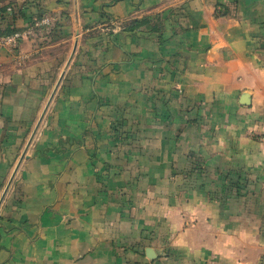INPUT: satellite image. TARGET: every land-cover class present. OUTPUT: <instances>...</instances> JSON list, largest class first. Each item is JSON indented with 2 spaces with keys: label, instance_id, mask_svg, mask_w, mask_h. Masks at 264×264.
<instances>
[{
  "label": "crops",
  "instance_id": "1",
  "mask_svg": "<svg viewBox=\"0 0 264 264\" xmlns=\"http://www.w3.org/2000/svg\"><path fill=\"white\" fill-rule=\"evenodd\" d=\"M9 33L0 264L262 263L264 0H0Z\"/></svg>",
  "mask_w": 264,
  "mask_h": 264
},
{
  "label": "built area",
  "instance_id": "2",
  "mask_svg": "<svg viewBox=\"0 0 264 264\" xmlns=\"http://www.w3.org/2000/svg\"><path fill=\"white\" fill-rule=\"evenodd\" d=\"M8 12H12V8L7 9ZM52 20L48 17L42 19H36L33 26L35 28L49 27ZM29 33H15L9 36H0V52L7 50L9 52H15L18 50L21 39L27 36ZM22 57V56H21Z\"/></svg>",
  "mask_w": 264,
  "mask_h": 264
},
{
  "label": "trees",
  "instance_id": "3",
  "mask_svg": "<svg viewBox=\"0 0 264 264\" xmlns=\"http://www.w3.org/2000/svg\"><path fill=\"white\" fill-rule=\"evenodd\" d=\"M149 22L147 21V19H143L141 21H134L130 27H129V31L133 32L139 28H143L145 26H148ZM9 35H12V33H9L8 35H5V36H9ZM3 36V35H2ZM261 264H264V260L262 261Z\"/></svg>",
  "mask_w": 264,
  "mask_h": 264
},
{
  "label": "water",
  "instance_id": "4",
  "mask_svg": "<svg viewBox=\"0 0 264 264\" xmlns=\"http://www.w3.org/2000/svg\"><path fill=\"white\" fill-rule=\"evenodd\" d=\"M76 47H77V45L75 46V49H76ZM63 78V76L61 77V79ZM61 82V80L59 81V83ZM59 83H58V85L57 86H59ZM54 95V94H53ZM42 120V119H41ZM41 122V121H40ZM40 124V123H39ZM36 133V132H35ZM35 133H34V135H35ZM33 135V136H34ZM33 138V137H32ZM149 253H152L150 250H148L147 251V254H149Z\"/></svg>",
  "mask_w": 264,
  "mask_h": 264
}]
</instances>
